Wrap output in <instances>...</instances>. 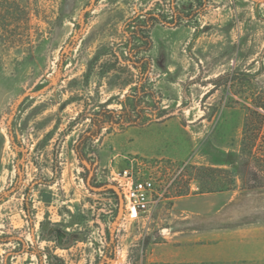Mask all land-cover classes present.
Returning <instances> with one entry per match:
<instances>
[{
  "label": "rangeland",
  "instance_id": "1",
  "mask_svg": "<svg viewBox=\"0 0 264 264\" xmlns=\"http://www.w3.org/2000/svg\"><path fill=\"white\" fill-rule=\"evenodd\" d=\"M151 5L160 14L151 48L137 54L149 67H135L124 63L123 26L143 22ZM127 92L144 108L139 124L88 138L87 114L120 109ZM259 102L264 0H0V191L16 175L9 130L26 151L24 178L0 203V234H22L66 264H93L106 233L116 241L111 264H264V121L251 116L256 145L242 142ZM132 159L161 190L137 215L109 179ZM49 223L79 240L54 247L42 231ZM12 246L0 244V256Z\"/></svg>",
  "mask_w": 264,
  "mask_h": 264
},
{
  "label": "trees",
  "instance_id": "2",
  "mask_svg": "<svg viewBox=\"0 0 264 264\" xmlns=\"http://www.w3.org/2000/svg\"><path fill=\"white\" fill-rule=\"evenodd\" d=\"M144 15L143 22L139 21V18L137 16L135 17H128L126 22L124 23L123 30L125 33H128L127 41L124 42L123 46L127 47L126 50H124V58L125 62L127 64L133 65L135 67H138V63H140L142 60L146 64V68L149 67V60L148 59H141L137 57V54L140 51H148L151 48V40L150 36L148 35L149 29L153 26V20L160 15L159 13L156 14L154 12V9L152 5L145 10H142L140 13V16ZM181 12H176V16L179 18L183 17ZM88 19L84 17L83 19H80L81 24H85ZM138 39L144 41L143 46H135L130 47L129 42L131 40ZM63 59V57H62ZM141 59V60H140ZM147 70V69H146ZM54 76L57 77L55 74ZM130 93L127 92L123 99L120 100V103L122 104V107L120 109H109L106 108L105 105H101L100 109L98 111H95L93 113L87 114L86 117H88L92 121V127L90 129V134L87 136L88 138L94 139L98 136L101 129L107 125L109 126H117L120 128L123 125L126 126H136L140 122V118L142 117V110L144 109L141 105L137 104V100L133 101L132 104L129 102ZM251 116H256L260 119L259 123H262L264 121V104L260 103L255 105V108H251L250 110V118L249 115H247L245 128H244V135L242 142H244V145H247L249 148H253L254 145H256L257 139H258V131L259 127L255 125L251 126ZM249 135V136H247ZM9 136H10V143L13 148V150L16 153L15 157V167H16V175L14 179V185L11 187H6L2 191H0V203L6 200L5 193L10 192L12 189L13 191L17 188L18 182L22 180L23 173H24V163H25V146L22 144L20 139L16 138L11 130H9ZM248 141V142H247ZM76 153L79 154V148H76ZM225 163V162H222ZM226 164V163H225ZM230 164V163H229ZM246 173H251L250 169H248L246 166L242 168ZM260 185V184H258ZM29 189L30 186L28 185L26 187V193L24 195V203H23V209L26 212V214H31V208H30V200H29ZM110 193L114 194V190L110 189ZM30 224L32 226V221H30ZM42 225V231L45 233V236L48 240L54 241V247H60V248H68L73 242L79 240L77 234L75 232H69L65 229L60 228V226L57 223H49L45 227ZM44 227V228H43ZM103 241H104V248L101 255L97 256L94 260L93 264H111L115 259V246L116 241L113 239L108 233L106 235H102ZM12 243L15 246L8 247L5 249L3 254L0 256V262L1 264H12L11 260L13 257L22 255V254H28L29 258L32 256L35 257V263L34 264H66L65 260L54 253L49 248H39L37 244L33 245L27 240H25L24 235L18 234L13 231H7L3 234H0V244H8Z\"/></svg>",
  "mask_w": 264,
  "mask_h": 264
},
{
  "label": "built area",
  "instance_id": "3",
  "mask_svg": "<svg viewBox=\"0 0 264 264\" xmlns=\"http://www.w3.org/2000/svg\"><path fill=\"white\" fill-rule=\"evenodd\" d=\"M146 167L145 163L132 159L119 170L115 171L112 167L109 171V179L122 193L130 211L131 208L135 209L136 215L150 212L161 196V190L156 188L155 177L151 172H146Z\"/></svg>",
  "mask_w": 264,
  "mask_h": 264
},
{
  "label": "water",
  "instance_id": "4",
  "mask_svg": "<svg viewBox=\"0 0 264 264\" xmlns=\"http://www.w3.org/2000/svg\"><path fill=\"white\" fill-rule=\"evenodd\" d=\"M86 166H88V163L83 160L82 161ZM89 185V183H88ZM90 186V185H89ZM90 188H92L93 190H97V191H101V190H107V189H113L116 190L114 186L111 185H105V186H90ZM122 199H119V209H118V215H120L122 213Z\"/></svg>",
  "mask_w": 264,
  "mask_h": 264
},
{
  "label": "bare ground",
  "instance_id": "5",
  "mask_svg": "<svg viewBox=\"0 0 264 264\" xmlns=\"http://www.w3.org/2000/svg\"><path fill=\"white\" fill-rule=\"evenodd\" d=\"M130 208H131V207H130ZM131 210L135 211V209H134V208H131Z\"/></svg>",
  "mask_w": 264,
  "mask_h": 264
}]
</instances>
